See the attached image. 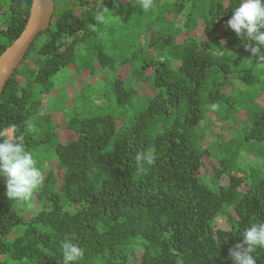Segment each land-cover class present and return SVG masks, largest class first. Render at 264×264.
Wrapping results in <instances>:
<instances>
[{
  "label": "trees",
  "instance_id": "1",
  "mask_svg": "<svg viewBox=\"0 0 264 264\" xmlns=\"http://www.w3.org/2000/svg\"><path fill=\"white\" fill-rule=\"evenodd\" d=\"M54 1L0 97V132L24 137L44 177L27 203L0 177V264H62L66 238L78 264H232L264 220V166H240L264 144V68L228 27L238 0H103L102 23L96 0ZM32 2L0 0V56ZM68 67L89 80L55 93ZM206 122L226 123L218 146ZM138 152L154 164L140 170Z\"/></svg>",
  "mask_w": 264,
  "mask_h": 264
},
{
  "label": "clouds",
  "instance_id": "2",
  "mask_svg": "<svg viewBox=\"0 0 264 264\" xmlns=\"http://www.w3.org/2000/svg\"><path fill=\"white\" fill-rule=\"evenodd\" d=\"M140 3L145 11L153 6V0H140ZM102 5L103 0H96L95 19L101 23L109 12ZM232 13L228 27L237 37L245 38L246 50L257 61V67L264 68V0H238ZM155 159L152 153L138 152L135 157L140 170L144 164H154ZM0 177L4 178L6 196L16 203L30 202L42 188L43 174L33 153L27 150L22 135L9 137L0 132ZM241 237L242 242L229 250L232 264H256L254 253L264 249V220L252 223ZM61 250L62 264H78L83 257V250L70 238L62 242Z\"/></svg>",
  "mask_w": 264,
  "mask_h": 264
},
{
  "label": "water",
  "instance_id": "3",
  "mask_svg": "<svg viewBox=\"0 0 264 264\" xmlns=\"http://www.w3.org/2000/svg\"><path fill=\"white\" fill-rule=\"evenodd\" d=\"M54 14V0H33L26 29L0 56V97L26 59L36 39L49 30Z\"/></svg>",
  "mask_w": 264,
  "mask_h": 264
},
{
  "label": "rangeland",
  "instance_id": "4",
  "mask_svg": "<svg viewBox=\"0 0 264 264\" xmlns=\"http://www.w3.org/2000/svg\"><path fill=\"white\" fill-rule=\"evenodd\" d=\"M127 1V0H125ZM123 17L120 16L119 19L116 16H113L112 18H109L110 22L112 21L113 23H116L119 20H122ZM1 40V37H0ZM81 78V79H80ZM86 81L89 80V77L86 75L84 76L83 74L79 73L75 68L72 69V67H68L66 69H63L56 81V86H55V93H57L60 89L64 88L65 86H68L70 89L73 88L74 86L77 87V85H81V81ZM149 94V93H148ZM55 96L52 94V97ZM264 101V98H263ZM262 101V102H263ZM226 126V123L220 124V123H209L206 122L203 125V133L205 136L213 143L215 146H218L221 141H222V135H224L225 131L224 128ZM224 131V132H223ZM64 133H61L60 136L62 139H65ZM7 135L9 137L12 136V131L7 132ZM257 148L255 149L256 151L252 152L250 148L246 149L247 151H244V153L241 155L240 158V166H253L257 167L259 165L264 166V144H259L256 146ZM42 162L44 161L49 164L50 156L51 154L49 153L47 148L42 149ZM216 152H219V149L215 150ZM48 156V158H47ZM54 164V163H53ZM51 166V165H50ZM49 168H46V171ZM208 184L210 186H214V183L210 180H207ZM216 225L219 227H224L225 226V219H218L216 220Z\"/></svg>",
  "mask_w": 264,
  "mask_h": 264
}]
</instances>
